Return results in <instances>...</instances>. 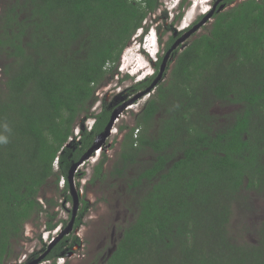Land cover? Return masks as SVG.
Instances as JSON below:
<instances>
[{
  "label": "trees",
  "instance_id": "trees-1",
  "mask_svg": "<svg viewBox=\"0 0 264 264\" xmlns=\"http://www.w3.org/2000/svg\"><path fill=\"white\" fill-rule=\"evenodd\" d=\"M189 5L184 0L181 9ZM14 7L0 16V264L25 226L49 213L38 198L42 187L64 178L70 191L69 171L106 129L109 108L95 114L92 131L83 128L80 141L65 146L80 117L94 116L97 90L118 74L122 53L161 4L23 0ZM213 18L125 135L115 174L138 165L130 184L137 208L101 264H264V221L247 233L250 240L231 230L236 208L249 210L250 193L264 202V0L217 8ZM176 42L171 37L167 52ZM158 71L132 90L149 88ZM218 101L237 108L224 126L209 112ZM145 156L151 159L140 163ZM102 168L103 161L96 172ZM48 217L53 230L54 215ZM64 243L48 259L59 257Z\"/></svg>",
  "mask_w": 264,
  "mask_h": 264
},
{
  "label": "rangeland",
  "instance_id": "rangeland-1",
  "mask_svg": "<svg viewBox=\"0 0 264 264\" xmlns=\"http://www.w3.org/2000/svg\"><path fill=\"white\" fill-rule=\"evenodd\" d=\"M172 1L160 0L161 7L154 14H150L146 22V25H154L158 38L162 39V43H159V55L157 59L160 57L165 58L171 37L175 36L178 41L186 34L187 25H193V27L200 25L205 17L212 12V0L209 4L201 2V7L197 8L195 12L193 9L189 10V7L185 8L182 11L183 17L179 20L176 10H172ZM187 1L192 6L196 0ZM243 1L231 0L224 11L237 6ZM22 2L23 0H0V16L6 12L7 7L15 8L14 6H19ZM196 4L198 3L196 2ZM193 8L195 9V7ZM205 9H209L210 11L207 14H202L201 12ZM185 20L190 22L188 23ZM213 23L214 18L212 17L209 22L201 26L195 34L187 38L178 47L177 54L173 58L172 54H170L163 68L159 85L166 87L170 84L172 72L179 55L195 39L208 34ZM135 35L129 44L132 48L139 40L138 35ZM143 59L145 63L150 65L145 57ZM4 61L0 60V67H2ZM122 63L120 59L118 75L107 77L104 81L105 83L97 90V99L92 108L94 116L89 118L91 121L86 125L88 118L83 119L84 116L80 117L75 129V137L71 138L73 140L72 143H74L80 133L78 129H81L83 132V126L86 131L91 130V123L95 121V114H99L105 108H109L110 111L114 112L121 108V106L132 102L130 106H127L122 111L119 120L112 130L113 135L104 140L102 145L103 150L100 152V155L97 156L95 154L96 156L94 155L89 158L87 163L82 167L80 166V169L75 173L76 178L73 179V184L75 192L79 196V208L76 219L80 220L81 223L74 229L72 234L65 233L71 221L74 203L73 201L68 202L67 196H70L71 192H65L64 188L66 185H63V181L57 186L56 177H53L42 187L38 197L40 202L44 204V210H48L49 213H42L39 218L35 217V219H32L25 226L23 238L19 240L20 242H15L12 254L5 261V264H24L26 260H28L27 262H32L39 259L47 246L43 238H46L49 232H51L50 238L54 237V232L49 231L47 227V224L51 221L48 214L54 215L52 223L56 225V228H61V231L56 236L59 238L63 235V232L65 233L61 238V241L65 240L61 251L70 253V258L61 257L53 259L56 261V264H101L113 254L116 244L122 237L124 227L135 217L137 208L136 197L138 195L136 196V190L131 188L130 184H132L131 180L137 175L138 165L132 166L124 175L115 174L116 166L119 164L126 133L136 126L138 114L149 101L150 96L152 95L153 97L156 91L154 90L147 95H141L148 88L139 92L132 90V87L136 83V78H132L128 73L120 71ZM152 67L156 69L154 63ZM159 68L161 69L162 67L159 66ZM236 110V106L218 101L209 109V112L218 118L219 124L224 126L230 114ZM122 128H124L123 131H121ZM156 129L157 123L155 122L153 125L154 132ZM150 159L151 156H145L140 159V161H143L140 163H145ZM101 161H103L102 173L98 174L96 167ZM55 169L58 171L57 165ZM50 201L52 204H49ZM247 206L249 207L247 212L243 209L239 212L236 208L235 217L231 221L233 236L240 241L253 239V236H249L247 233L255 231V228L259 227L261 222L264 221V202L257 200L255 193H250ZM67 240L70 241L68 242ZM73 251H77L76 255L71 253ZM23 259L25 261L21 262ZM43 260L38 264H49L48 262L43 263Z\"/></svg>",
  "mask_w": 264,
  "mask_h": 264
},
{
  "label": "clouds",
  "instance_id": "clouds-1",
  "mask_svg": "<svg viewBox=\"0 0 264 264\" xmlns=\"http://www.w3.org/2000/svg\"><path fill=\"white\" fill-rule=\"evenodd\" d=\"M136 1L137 2H142L143 0H136ZM183 1L184 0H173L172 1V10H176V12H177L178 15L180 13H182V11L185 8H188V7H189V10H192L193 9L194 12L197 10L198 7L195 8V9L192 7L194 4L192 6L190 4L189 6H185V7H183V9H181L182 4H183ZM210 1L211 0H208V3H210ZM212 10L213 9H211V11ZM209 11L210 10L208 9L207 12H204V11H202V12L200 11V12L202 14H207ZM203 16H205V15H203ZM146 26L148 27V30L139 29L137 31V33H136V35H138L137 37H139L138 42L133 46V48L131 47V45H129L124 50V52L122 53L121 58H120L121 59V62H123L122 63V67L120 68V71L122 73H128L132 78H136L135 79V82H136L135 85L138 84V83L144 82L147 79H150V78L156 76L157 70H160L159 66L162 67L160 60L161 61L162 60L164 61V59H165V58L163 59L161 57L159 59H157V57L159 55V46H160L159 45V43H160L159 38L160 37L158 38V34H157V31H156L154 25L149 26L147 24ZM188 27L189 26L186 27V30H187ZM139 56L142 58L143 63L142 62L141 63H138L136 61ZM143 57H145V59L150 63V65H148L147 63H145ZM133 59H135V62H136L135 65H133V61H132ZM153 63L156 65V69H154L152 67ZM162 64H163V62H162ZM118 65H119V63H118ZM117 70H118V67H117ZM158 73H159V71H158ZM86 121H87V123H86V125H87L89 123V121H91V119H88ZM91 124H92V127H91V130L90 129L88 130L89 132L92 131V129H93L94 125H95V121H93ZM83 128H84V126L82 127V130H83ZM78 130H80V133L78 134L77 140H75V141H80V139H81L82 131H81V129H78ZM111 135H113L112 134V131H111ZM70 141L71 142L68 143L65 147L68 148V147L71 146V143H72L73 140L71 139ZM102 150H103V148L100 149V150H98L95 154L97 156L100 155V152ZM57 163L58 162L55 163V168H56V165L58 166ZM62 181H63V185L65 186L66 185V180L63 178L60 182H62ZM50 235H51V232H49V234H48V236L46 238H43L44 243L47 244L48 246H50L53 243V240H52L53 238L51 239L50 238Z\"/></svg>",
  "mask_w": 264,
  "mask_h": 264
},
{
  "label": "water",
  "instance_id": "water-1",
  "mask_svg": "<svg viewBox=\"0 0 264 264\" xmlns=\"http://www.w3.org/2000/svg\"><path fill=\"white\" fill-rule=\"evenodd\" d=\"M224 1V0H221ZM224 6H222L219 11H223L224 10ZM216 9H213L212 12L209 13L208 16L205 17V19L203 20V22L200 25L195 26L191 31H189L186 35H184L182 38H180L175 44L174 46L171 48V50L166 54L165 59L163 61L162 64V68L161 71L158 75V77L156 78V80L153 82V84L148 88V90L146 92H144V94L141 95H147L150 94L153 90L156 89L157 85L159 84V81L161 80L162 77V71L163 68L166 64V61L168 60L170 54L177 49L181 44H183L187 38H189L191 35L195 34L196 31L203 26L204 24H206L207 22H209V20L213 17V15L215 14ZM132 104V102H129L128 104H125L124 106H121V108L115 110L112 113V116L110 118V121L106 127V129L104 130V132L95 140L94 145L85 153V155L82 157L81 160H79L78 162L74 163L73 166L71 167L70 171H69V175H68V182H69V187H70V191L74 200V211H73V216H72V222L69 225V227L66 229L65 233H70L71 230L73 229V225L75 222V218L77 215V211L79 208V201H78V194L75 192V187H74V175L75 172L77 171V169L80 166H83L89 158L93 157L95 155V153L100 150L102 148V145L104 143V140L107 139V137H109L111 135V131L114 129L116 122L118 121L122 111L127 107L130 106ZM65 233L63 232V235H65ZM63 235L59 238H57L50 246L53 247L55 246L63 237Z\"/></svg>",
  "mask_w": 264,
  "mask_h": 264
},
{
  "label": "flooded vegetation",
  "instance_id": "flooded-vegetation-1",
  "mask_svg": "<svg viewBox=\"0 0 264 264\" xmlns=\"http://www.w3.org/2000/svg\"><path fill=\"white\" fill-rule=\"evenodd\" d=\"M203 0H199V2H202ZM225 1V0H224ZM207 3H208V0H207ZM212 9H216L217 10V8H221L222 6H224L225 8H224V10L225 9H227V5H224L223 3V1H221V0H212ZM193 7V6H192ZM203 17V16H202ZM188 26V25H187ZM192 27H193V25H191V26H189L188 27V30H185L186 31V34L189 32V31H191V29H192ZM194 28V27H193ZM185 34V35H186ZM168 53V52H167ZM160 71H161V69L159 70V73H160ZM159 73H158V75H159ZM158 77V76H157ZM112 113H113V111H111V115H112ZM73 166V165H72ZM80 169V168H79ZM78 170V169H77ZM76 173V172H75ZM76 178V176L74 175V179ZM69 183V182H68ZM69 189H70V187H69ZM71 192V191H70ZM71 195V194H70ZM71 197H72V195H71ZM72 201H73V203H74V200H73V197H72ZM69 202V201H68ZM73 211H74V204H73ZM72 216H73V214H72ZM76 218H75V222H74V225H73V229L71 230V232H70V234H72L73 232H74V229L76 228ZM71 222H72V217H71V221H70V224H71ZM69 224V225H70ZM69 227V226H68ZM49 230V229H48ZM54 230V231H53ZM53 230H51L52 232H54V237H53V242L58 238L56 235L61 231V228H56L55 227V229H53ZM50 231V230H49ZM68 242L70 241V240H67ZM61 242V240L56 244V245H58L59 243ZM72 243V242H71ZM47 245V244H46ZM56 245L55 246H53V247H51V246H46V248L44 249V251L42 252V255H40V257H39V259L38 260H35V261H32V262H27L28 260H22L21 262H24L25 261V263L24 264H38L42 259H44L42 262L43 263H45V262H48L49 264H56V261L55 260H53V259H57V258H61V257H65V258H70V253H68L67 251H62L61 252V255L59 256V257H55V258H50V259H48V256L50 255V253H51V251L56 247ZM77 246V245H76ZM74 252V251H73ZM73 252H71L72 254H74V255H76V252L77 251H75L74 253ZM47 264V263H46Z\"/></svg>",
  "mask_w": 264,
  "mask_h": 264
},
{
  "label": "bare ground",
  "instance_id": "bare-ground-1",
  "mask_svg": "<svg viewBox=\"0 0 264 264\" xmlns=\"http://www.w3.org/2000/svg\"><path fill=\"white\" fill-rule=\"evenodd\" d=\"M196 2L198 3V4H196ZM202 2H206V4H209V3H207V0H203ZM201 2H199L198 0H196L195 1V4L193 5V7H195V8H197L198 7V9L201 7V4H200ZM208 11V9H205L204 10V12H207ZM188 19H189V17H188ZM186 22H188V20H185ZM190 22V21H189ZM188 22V23H189ZM185 25V24H184ZM133 58V57H132ZM133 61V65H135L136 64V62H135V59H133L132 60ZM138 63H143V60H142V58L139 56L138 58H137V60H136ZM140 74V73H139Z\"/></svg>",
  "mask_w": 264,
  "mask_h": 264
}]
</instances>
